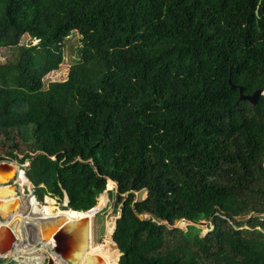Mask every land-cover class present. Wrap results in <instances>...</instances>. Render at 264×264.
<instances>
[{"label": "trees", "instance_id": "16d2710c", "mask_svg": "<svg viewBox=\"0 0 264 264\" xmlns=\"http://www.w3.org/2000/svg\"><path fill=\"white\" fill-rule=\"evenodd\" d=\"M0 48V161L37 200L76 216L115 182L118 264H264V96L237 89L264 87V0H0Z\"/></svg>", "mask_w": 264, "mask_h": 264}, {"label": "water", "instance_id": "95a60500", "mask_svg": "<svg viewBox=\"0 0 264 264\" xmlns=\"http://www.w3.org/2000/svg\"><path fill=\"white\" fill-rule=\"evenodd\" d=\"M230 88L231 90L236 89V87L232 84H230ZM237 89H238V94H239V100L247 101L253 105L257 103L260 96H264V87L254 91L250 95H244L242 87H238ZM14 167H16L14 171V176L8 179L6 182H0V189H5L7 187H9V189H12V188L14 189L13 190L14 195H10L9 193H6L5 191L0 193V198H1L0 206L5 205L6 208L4 209L8 211L5 217H3L2 214H0V223H2L3 219L5 220L6 218H9L11 215L15 214L21 209V205L23 204L22 203L23 199L26 198V196L33 195V197L35 198V195L32 191L27 193V195L25 196L24 193L20 189V185L18 182V171L21 168L19 167L18 162H13V161H8V160L0 161V181L4 179V177L9 175L14 169ZM23 174L25 175L24 171H23ZM113 183L115 184V189H116L117 184L115 182ZM9 199L12 200L11 203H7L8 202L7 200ZM67 203H68V196L66 193H64L62 197V206H66ZM93 208L94 206L89 210L80 211V212H88L92 210ZM69 210H72V209H69ZM72 211H76V210H72ZM119 216L120 214H118L114 220V228H115V221ZM13 217L11 216V218ZM138 218L142 219L141 216H138ZM144 218H146V216H144ZM181 221H186V220L181 219V220H176L175 222H181ZM207 224H208L207 221L191 222V225H195L199 228L200 226H206ZM91 230H92V219H90L88 215H84L83 217L79 219H75L72 222L59 221L58 224H56V226L54 227L52 233L50 234V239L53 242L51 246V249H52L51 251L54 254V257L58 261L62 262V264H90V261L91 262L97 261L96 256L93 257V259H91L92 257L85 254L87 250V243L91 236ZM14 241H15V234L14 233L12 234L7 226L1 224L0 225V255H4L8 251H10L12 249V243ZM114 245L116 246L115 243ZM119 256H120V253H119ZM52 261L53 260H51V258L48 257L46 259L45 264H53Z\"/></svg>", "mask_w": 264, "mask_h": 264}, {"label": "rangeland", "instance_id": "374dc122", "mask_svg": "<svg viewBox=\"0 0 264 264\" xmlns=\"http://www.w3.org/2000/svg\"><path fill=\"white\" fill-rule=\"evenodd\" d=\"M36 43H37L36 41H30V39L25 35H23L19 41V44L21 45L22 44L23 45H28V44L35 45ZM80 45H81V42H80L79 35L77 33H73L66 41H64L63 61L59 65L58 69H56V71L50 72L43 78L44 88L47 86V83L49 81H62L64 79H67L68 74L70 72L71 65L75 63L79 58ZM10 57H11V51L0 48V64H5L10 59ZM1 142H2V139H0V143ZM1 157H3L2 160L17 162L15 159L9 156H5L3 153H1ZM18 157L20 158L22 157V155L19 154ZM18 164H19V167L23 171H25L23 167L28 165L29 161H24L22 164L20 163ZM21 174H22V171L20 172V175L18 176V182L20 183L21 191L26 196L27 193L31 191L33 192V187L29 181H27V183L25 184H21V182L19 181ZM111 192L113 193V195L116 193L114 184H112L109 190L106 189L100 196H98L97 202H96L97 204H95V207L99 206V204L101 203L100 198L103 195H105V197L107 198L106 203L99 210H97L92 217L91 239H92L93 245L94 246L96 245V247H102V246L111 247L113 244L111 242L112 241L111 231L114 228V220L120 212V205L119 204L117 206L115 205V198L114 196L111 195ZM135 195H136V199L142 200V198H144L145 196V193L141 192ZM51 198L48 196H44L42 201H40V199L38 198V202H39L38 203L37 200L33 197V195L26 196L25 200H26L28 208H25L24 212H27L32 207V200L34 203H36V205H38L39 207H42L47 212L48 216H52L54 212L63 211L59 209L60 205H62V200L58 201L55 197H51ZM51 210H53V212L51 213V215H49ZM20 212L21 214H23V211H20ZM174 223H175L174 227H179L184 230H186L189 225V223L186 221L174 222ZM207 223L208 224L206 226H200V228L202 229L203 235H205L211 230L210 223L209 222ZM48 249H46L47 252H48ZM48 254H51V253H48ZM118 257H119V253H118Z\"/></svg>", "mask_w": 264, "mask_h": 264}, {"label": "bare ground", "instance_id": "6f19581e", "mask_svg": "<svg viewBox=\"0 0 264 264\" xmlns=\"http://www.w3.org/2000/svg\"><path fill=\"white\" fill-rule=\"evenodd\" d=\"M16 167H14V169L12 170V172L7 175L6 177H4V179H2L0 182H6L8 179H10L11 177L14 176V171H15ZM22 170L19 169L18 171V176L20 175V172ZM19 181L21 182V184H25L27 183V181H29L26 176L22 174L20 176ZM13 188L9 189V187L5 188V189H0V193L5 191L6 193H9L10 195H14L13 193ZM13 199V198H12ZM32 199V197H31ZM1 200V198H0ZM7 203H11V199L7 200ZM107 201V198L105 197V195H103L100 198V204L99 206L95 207L88 211V212H80L79 214H77L76 216H70L67 212H61V214L57 215V216H53L56 212H54V214L52 216H48L47 212L42 208L39 207L38 205H36V203L33 202L32 200V207L27 211L23 212V214L16 212V214H13L12 217V224L15 226V230L17 231V233L19 235H21L23 233L22 229H29V230H33L35 232H37L38 235V240H34V244L35 243H39L42 245L41 249L38 251V246L34 247L33 251H32V257H30V259H25V262L29 263H33V264H39L41 262V260L43 259V252L45 251V248H51L53 242L50 239V234L52 233L54 227L56 226V224H58L59 221H69L72 222L75 219H79L76 218L78 217L81 213H86L85 215H88V217H93V214L99 210ZM5 205H1L0 206V214L3 215V217H5V215L8 213V211L6 209ZM21 208L23 207V204L21 205ZM84 216V215H83ZM82 216V217H83ZM81 218V217H80ZM22 223L26 224L27 228H25L24 226H22ZM16 224V225H15ZM1 225V223H0ZM23 227V228H22ZM113 231V230H112ZM111 231V233H112ZM112 242V241H111ZM113 243V242H112ZM52 253V252H51ZM118 250L116 248V246L114 245V243L112 244L111 247H107V246H102V247H96L93 245V243L91 242V236L90 239L87 243V250L85 252V254H87L88 256L92 257L91 259H93V257H97V261H90V264H116L118 263ZM11 254V253H9ZM49 257L54 259V256L52 254H48ZM53 264H62L60 261L58 262L57 260H54Z\"/></svg>", "mask_w": 264, "mask_h": 264}, {"label": "built area", "instance_id": "2783aa9c", "mask_svg": "<svg viewBox=\"0 0 264 264\" xmlns=\"http://www.w3.org/2000/svg\"><path fill=\"white\" fill-rule=\"evenodd\" d=\"M29 235V236H28ZM38 240L37 232L30 230L22 243L16 242L13 244L11 254L0 255V264H33L25 262V259L32 257L34 247L39 243L34 244V240Z\"/></svg>", "mask_w": 264, "mask_h": 264}, {"label": "crops", "instance_id": "0c3cea01", "mask_svg": "<svg viewBox=\"0 0 264 264\" xmlns=\"http://www.w3.org/2000/svg\"><path fill=\"white\" fill-rule=\"evenodd\" d=\"M20 185V184H19ZM21 187V186H20ZM37 200V199H36ZM37 202H38V200H37ZM23 207L24 208H21L20 210H19V213H21L20 211H23L24 212V210H25V208H28V206H27V203H26V200H25V198L23 199ZM39 203V202H38ZM26 206V207H25ZM16 214V213H15ZM24 214H25V212H24ZM12 216V215H11ZM11 216L9 217V218H6L5 220L3 219L2 220V225H5V226H7L8 227V229L10 230V232L13 234H15V241L12 243V246H13V244L14 243H16V242H19V243H22L24 240H25V238H26V236H27V232H29L30 230H28V229H22L23 230V233L24 234H22V232H21V235H19L18 233H17V231L15 230V226L12 224V219L13 218H11ZM80 217H82V216H78V217H76V218H80ZM2 219V218H1ZM91 219H92V217H91ZM16 225V224H15ZM22 226H24L25 228H27L28 226L26 225V224H24V223H22ZM27 226V227H26ZM23 228V227H22ZM29 236V235H28ZM36 240V239H35ZM37 241V240H36ZM91 242H92V239H91ZM39 246H40V248L42 247L41 246V244H38V251H39ZM96 246V245H95ZM46 249H48V248H45V251L43 252V259L41 260V262L39 263V264H45V262H46V259L49 257V255H48V253H51L52 251V249L51 248H49L48 249V252L46 251ZM11 251V250H10ZM50 251V252H49ZM9 252V251H8ZM8 252L6 253V254H8ZM9 253H11V252H9ZM53 256H54V254L53 253H51ZM5 255V254H4ZM51 258V257H50ZM51 260H53L52 262L54 263V260H57L55 257H54V259L53 258H51ZM58 261V260H57ZM59 262V261H58ZM62 263V262H61Z\"/></svg>", "mask_w": 264, "mask_h": 264}, {"label": "flooded vegetation", "instance_id": "af4514ba", "mask_svg": "<svg viewBox=\"0 0 264 264\" xmlns=\"http://www.w3.org/2000/svg\"><path fill=\"white\" fill-rule=\"evenodd\" d=\"M20 184V183H19ZM1 213V212H0Z\"/></svg>", "mask_w": 264, "mask_h": 264}]
</instances>
